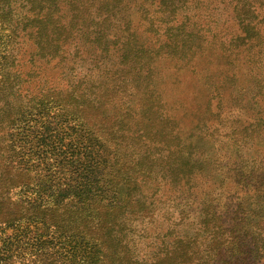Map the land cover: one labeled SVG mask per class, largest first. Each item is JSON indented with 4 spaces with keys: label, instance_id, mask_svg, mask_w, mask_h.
<instances>
[{
    "label": "rangeland",
    "instance_id": "1",
    "mask_svg": "<svg viewBox=\"0 0 264 264\" xmlns=\"http://www.w3.org/2000/svg\"><path fill=\"white\" fill-rule=\"evenodd\" d=\"M139 1L145 6L148 4L149 11H143L136 0H108L110 8L101 7L95 1L90 3V0H5L15 17L30 16L24 19L29 30L36 31L37 26L45 28L36 40L39 49L53 52L61 63L54 66L55 58L51 59L50 53V56L36 55L34 77L30 82L20 77V94L29 92V97L17 94V85L13 83L10 93L0 94V164L10 159V156L5 157L11 132H14L10 122L23 112L33 110L28 101L32 95H38L39 89L58 85L57 92L62 96L70 99V93L78 94L71 97L73 102L88 103L89 100L95 108L102 100L105 124L130 146L133 171L142 168L146 177L127 230L136 244V257L150 260L161 251L164 241L170 246L175 236L194 235L202 207L204 209L210 198L217 197V206L225 220L235 225L236 215H239L237 207L245 197L237 186L243 178L238 167H245L243 170H247L249 176H256L260 169L258 161L255 166L251 162L258 155L261 142L256 138L264 135V95L254 80L240 92L232 94L231 90H224L223 100L221 96L213 99L217 111H204L213 91L206 65H200L203 58L199 51H192V47L197 44L207 50L214 45L209 43L208 34L219 33L227 38L226 32H232L234 19L233 13L226 10L228 1L190 0L186 7L181 1L180 5L169 0ZM82 3L86 10L83 16H76L72 30L59 27L70 21ZM49 4L53 12L58 10L49 19L38 20L47 14ZM31 6H36V10L43 8L45 13L34 19L29 12ZM161 9L166 11L161 19L164 24L157 19ZM62 14L64 20L57 23ZM174 14L177 19L170 20ZM154 20L152 27L149 21ZM152 28H158L160 33L155 36ZM202 28H210L212 33L206 35ZM165 29L169 33L164 34ZM49 30H55L58 35L50 38ZM9 33L7 25L0 26V42L6 41ZM197 34H201L200 37ZM34 39L35 34L30 39L24 32L19 33L17 41L24 46L22 54L25 53V57L34 50ZM161 42L164 43L163 52L174 50L178 56L172 55L175 57L172 58L159 52L157 48ZM14 46L17 45L14 43ZM1 48L0 45V66L8 62ZM212 50L218 52L215 59L221 58L219 51ZM238 59L244 63L243 55ZM188 64H197V76L188 71ZM25 65L26 73L32 68L30 64ZM249 67L245 62L240 72L249 74ZM209 73L216 80L215 71L212 69ZM198 76L202 80L196 82L194 78ZM243 78L247 80V75ZM122 109H125L126 126L118 130ZM40 112L45 114L46 110ZM261 198H258L261 208L244 220L245 229L249 224L264 221L261 219L264 214ZM243 206L244 203L240 208ZM24 231L28 232L26 237ZM39 232L32 222L19 227L1 226L0 257L8 250L14 252L15 262L24 259L29 264L39 259L30 254L36 252L37 246L28 243L30 234ZM52 233L53 230L51 237L47 234L43 239H52ZM8 236L11 242L6 241ZM249 237L253 242L259 240ZM254 251L252 255L257 254Z\"/></svg>",
    "mask_w": 264,
    "mask_h": 264
},
{
    "label": "trees",
    "instance_id": "2",
    "mask_svg": "<svg viewBox=\"0 0 264 264\" xmlns=\"http://www.w3.org/2000/svg\"><path fill=\"white\" fill-rule=\"evenodd\" d=\"M94 1L101 7L110 8L108 0H90V3ZM169 1L178 5L181 1L186 7L190 0ZM227 1L226 10L233 13L234 19L232 32H226L229 38L210 32V28H202L206 35L212 33L208 34L209 43L214 45L207 50L197 44L192 47V51H199L203 58L200 65H206L207 76H210L213 93L204 107L207 113L217 111L218 106L213 107V99L221 96L220 100H223L224 90H231L232 94L233 91L240 92L254 80L264 95V76L258 75H264V0L224 2ZM6 3L0 0V26L7 25L10 30L7 40L0 42L1 49L5 51L4 59L8 58L7 64L0 66V94L3 91L10 93L13 83L17 85V94L26 97L29 92L20 94V77H25L22 79L24 82H30L34 77L32 74H35L37 66L35 56L52 55L56 67L61 60L53 52L39 49L36 40L45 28L37 26L36 31L29 30L24 19L30 16L15 17ZM136 4L143 11L150 9L148 4L145 6L139 0ZM51 5L47 14L38 20L49 19L55 14L58 9L53 12ZM35 8L31 6L29 12L37 19L45 12L43 8ZM85 10V3L80 4L70 21L59 27L72 30L76 16H83ZM163 12L166 11L162 10L160 18L157 17L160 24H164L161 20ZM175 19V14L172 19L170 17V20ZM58 20H64V15L57 19V23ZM155 21H149L152 27ZM21 32L30 39L35 34L36 46L26 57L25 53L22 54L24 46L17 41ZM151 32L157 36L160 30L152 28ZM165 33L169 30L165 29ZM48 35L55 38L58 34L49 30ZM163 46L161 42L157 48L159 52H163ZM212 49L219 51L221 58L215 59L218 52ZM163 53L178 56L174 50ZM240 55L245 58L242 64L238 59ZM245 62L250 65L249 74L240 72ZM25 64H30L32 68L26 73ZM212 69L218 75L216 80L209 73ZM197 70V64L188 67V71L195 76ZM246 75L247 80L243 78ZM194 79L196 82L202 80L199 76ZM57 91L59 86L54 84L39 89L38 95H32L28 101L33 110L23 112L17 120L10 122L14 132H11L5 150V157L10 156V159L0 164V227H19L32 222L40 230L28 238V243L37 246L36 252L30 254L40 257L29 264H264V221L244 228V220L251 217L249 214L261 208L258 198L262 196L261 202L264 203V135L256 138L261 142L258 143V155L251 162L255 166L258 161L260 169L256 176H249L248 171L243 170L245 167H238L243 178L237 186L243 190L245 197L237 207L239 215H236L235 225L225 220L217 206V197L210 198L204 209L202 207L199 225L193 236H175L172 245L167 246L163 242L161 251L156 252L154 258L140 260L136 257V244L129 236L127 226L135 212L141 185L146 181L142 168L133 171L130 146L115 136L117 131L105 124L106 118L102 113L105 103L102 100L95 108L89 100L88 103L73 102L71 97L78 94L70 93V99H67ZM125 109L119 115L118 130L126 126ZM40 110H46V113ZM242 203L244 206L240 208ZM261 219L264 220V214ZM47 234L50 237L43 239ZM23 235L26 237L28 232L24 231ZM249 236L260 241L253 242ZM6 241L11 242V237L8 236ZM260 243L262 246H258ZM252 251L257 254L252 255ZM14 255L13 251L5 250L0 264H27L24 259L15 262Z\"/></svg>",
    "mask_w": 264,
    "mask_h": 264
}]
</instances>
